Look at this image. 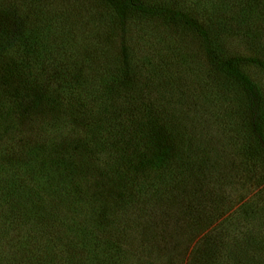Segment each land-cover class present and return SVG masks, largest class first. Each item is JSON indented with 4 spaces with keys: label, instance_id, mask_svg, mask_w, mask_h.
<instances>
[{
    "label": "trees",
    "instance_id": "1",
    "mask_svg": "<svg viewBox=\"0 0 264 264\" xmlns=\"http://www.w3.org/2000/svg\"><path fill=\"white\" fill-rule=\"evenodd\" d=\"M230 1L240 15L242 12L241 21L246 28L256 0ZM105 2L123 30L137 18L155 19L181 27L195 37L218 79L211 92L207 91L208 85L201 88L205 97L202 92L197 96L207 100L203 102L207 109H200L201 119H218H213L208 110L218 101L224 106L241 108L240 113L233 112L232 116L244 114L242 125L228 122L226 115L220 116V124L229 134V146H212L215 148L211 147V151L201 148V133L191 132L196 128L189 130L184 124L187 118L171 103L173 92L169 90L174 91L173 85L152 90L151 85L138 81L141 85L130 87L135 81L127 53L118 72L100 81L88 80V84L86 77L66 71L63 62L67 50L58 48L51 53L42 49L37 42L44 33L27 28L19 18L12 20L9 28L2 23L5 30L0 34V39L4 38L0 41V90L7 98L11 92L12 107L7 117L0 114V121L10 122L6 129L0 128V141L5 144L1 154L12 152L15 157L21 148L31 146H39L33 148L38 152L47 145L41 141L43 136L61 128L72 135V153L90 163L97 156L98 160L104 157L100 173L111 174L117 189L107 194L103 217L106 222L116 217L118 230L121 227L122 231L113 236L108 223L105 229L99 223L95 233L99 239L105 238L107 249L114 242L123 243L128 231L139 233L138 243L130 252L135 264H264V187L250 197L236 200L228 193V188H235L233 179L242 182L251 175L264 173V92L247 70L264 68V60L228 55L211 27L174 5L143 0ZM8 7L7 0H0L3 18ZM236 33L242 35L239 29ZM3 42L14 47L17 60L2 62L6 49ZM44 76L49 82L60 80L64 90L74 97L72 115L65 111L60 115L63 108L59 106V110L53 111L55 120L53 113H37L30 119V106L20 109L29 100L30 90L43 100L49 97L46 83L40 81ZM181 94L182 98L192 100L190 97L197 92L186 90ZM5 96L0 103L7 104ZM26 124L27 132L22 129ZM41 126L45 127L43 131ZM51 141L50 146L61 156L59 142ZM16 145L19 147L15 148ZM222 153L227 162L223 166ZM74 160L69 147L65 167L82 169ZM115 248L116 244L110 247L111 258L108 252L105 256L100 253V259L94 263L116 264ZM121 250L122 247L119 261Z\"/></svg>",
    "mask_w": 264,
    "mask_h": 264
},
{
    "label": "rangeland",
    "instance_id": "2",
    "mask_svg": "<svg viewBox=\"0 0 264 264\" xmlns=\"http://www.w3.org/2000/svg\"><path fill=\"white\" fill-rule=\"evenodd\" d=\"M7 1V15L5 18L4 14L0 15V34L5 26L9 28L12 20L20 18L27 28L44 33L41 41L37 42L42 49L51 50V53L58 48L67 50L63 64L69 74H80L86 77L87 83L91 79L100 81L122 68L123 56L127 53L129 66L133 70L131 77L135 81L129 84L130 87L145 83L155 90L167 84L173 85L174 91L169 90L173 92L171 103L176 111L187 118L184 124L188 125L189 130L194 126L196 131L191 132L201 133V148L207 147L211 151L212 146L220 149L226 144L229 146V134L220 124V116L226 115L228 122L235 121V124L242 125L243 113L241 117L232 116L233 112L240 113L241 108L228 104L224 106L220 101L208 109L213 113V119L218 118L216 121L201 119L200 109H207L203 103L207 101L203 99L205 90L201 88L208 85L207 91L211 92L218 79L195 37L187 30L159 20L141 18L132 21L123 30L105 0ZM143 1L174 5L211 27L228 55L264 60V0H256L249 11L246 28L241 21L242 12L240 15L235 3L230 0ZM238 29L241 36L236 33ZM4 45L6 49H3L2 62L17 60L14 47L7 42ZM247 70L264 92V68ZM40 81L46 83L49 97L43 100L35 95L36 91L32 93L30 90L29 100L20 109L30 106V119L37 113H53L52 120H55L54 112L59 110V106L63 108L60 115L64 111L66 115H72L74 97L64 90L60 80L49 82L44 76ZM186 90L196 91L197 94L190 97L192 100L182 98L181 92ZM201 92L203 97H197ZM56 95L58 98H55ZM4 96L5 92L0 90V99ZM10 96L11 92L8 98L5 96L7 104L0 103L3 117H7L12 108ZM182 102H186L185 105ZM97 107L102 109L101 106ZM9 123V119L1 120L0 128L6 129ZM22 129L27 132V124ZM43 129L45 127L41 126L40 131ZM57 131L43 136L41 141L47 144L43 146L44 149L36 152L34 149L39 146L21 148L15 157L12 152L1 154L5 144L0 141V264H95L94 261L100 259V253L105 256L108 252L111 258L110 247L113 244L117 246L116 264H135L130 252L138 243L139 233L128 231L123 243L114 242L108 249L105 238L99 239V234L95 233L99 223L104 224V229L108 223L113 236H116V231H122L121 227L118 230L116 217H110L109 222L103 217H106L107 211L104 200L109 192L117 189V182L111 174H101L104 157L98 160L97 156L98 159L92 163L83 156L79 157L72 153L73 138L67 133L68 130L59 128ZM51 140L59 142L58 148H62L63 152L61 156L50 146ZM221 144L224 146H219ZM69 147L71 156L83 166L82 169L65 167ZM54 155L58 158H52ZM222 156L223 166L227 162L223 153ZM56 162L62 166L57 167ZM263 180V172L251 175L242 182L233 179L235 188H228V193L234 200L250 197L264 187ZM38 260L41 261L37 263Z\"/></svg>",
    "mask_w": 264,
    "mask_h": 264
}]
</instances>
